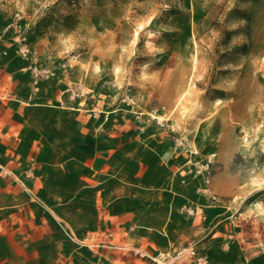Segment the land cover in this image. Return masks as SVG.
Returning <instances> with one entry per match:
<instances>
[{
    "label": "rangeland",
    "instance_id": "374dc122",
    "mask_svg": "<svg viewBox=\"0 0 264 264\" xmlns=\"http://www.w3.org/2000/svg\"><path fill=\"white\" fill-rule=\"evenodd\" d=\"M0 61V264H264V0H0Z\"/></svg>",
    "mask_w": 264,
    "mask_h": 264
},
{
    "label": "crops",
    "instance_id": "0c3cea01",
    "mask_svg": "<svg viewBox=\"0 0 264 264\" xmlns=\"http://www.w3.org/2000/svg\"><path fill=\"white\" fill-rule=\"evenodd\" d=\"M14 74V71L10 70L9 67H7L2 61H0V97H3L5 90H13L12 85L14 84ZM166 203V210L162 212L161 218H159L157 224H153V215L151 212H146L139 217L140 221L147 228V230L143 231L144 234H149L153 229H155V231L159 234L156 235L158 244H172V232L179 228V226H177L175 222L176 212L173 211L169 201H166ZM79 220L80 215L75 214V226L79 225ZM166 248H170V246H164L157 250L155 253Z\"/></svg>",
    "mask_w": 264,
    "mask_h": 264
},
{
    "label": "built area",
    "instance_id": "2783aa9c",
    "mask_svg": "<svg viewBox=\"0 0 264 264\" xmlns=\"http://www.w3.org/2000/svg\"><path fill=\"white\" fill-rule=\"evenodd\" d=\"M151 259L155 264H191L190 260L195 264H206V256L197 253L193 247H183L175 251L161 250Z\"/></svg>",
    "mask_w": 264,
    "mask_h": 264
}]
</instances>
